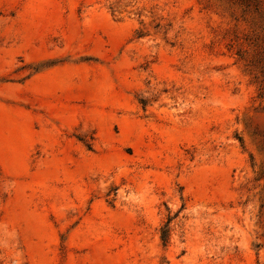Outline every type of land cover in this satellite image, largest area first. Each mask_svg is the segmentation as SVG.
<instances>
[{"label":"rangeland","instance_id":"1","mask_svg":"<svg viewBox=\"0 0 264 264\" xmlns=\"http://www.w3.org/2000/svg\"><path fill=\"white\" fill-rule=\"evenodd\" d=\"M0 264H264V0H0Z\"/></svg>","mask_w":264,"mask_h":264}]
</instances>
